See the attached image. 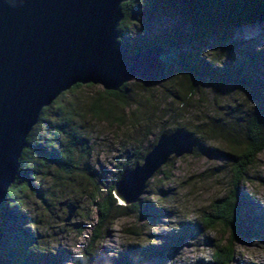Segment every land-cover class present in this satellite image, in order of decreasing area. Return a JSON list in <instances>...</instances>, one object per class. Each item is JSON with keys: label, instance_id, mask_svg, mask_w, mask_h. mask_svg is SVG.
<instances>
[{"label": "rangeland", "instance_id": "374dc122", "mask_svg": "<svg viewBox=\"0 0 264 264\" xmlns=\"http://www.w3.org/2000/svg\"><path fill=\"white\" fill-rule=\"evenodd\" d=\"M144 9V19L131 27L130 44L175 33L187 60H205L226 77L236 73L264 79V22L215 29L208 38L197 41L187 0H150ZM215 33L222 35L217 44L213 42ZM209 55L216 61L208 59ZM176 68L161 81L130 78L124 91L129 99L124 103L103 100L104 112L96 118L84 107L103 90L102 86L83 84L74 94L63 97L76 103L81 113L76 122L84 147L75 148L76 169L71 173L47 163L44 171L30 180L23 195V229L34 236L30 248L33 260L74 264L77 255L88 247L97 222L95 194L105 192L115 182L125 161V171L132 168L160 133L185 127L194 139L193 151L180 157L172 155L149 178L139 197L143 204L136 211L112 215L102 237L90 247V264H211L215 245L227 235L220 226L205 229L202 220L232 190L230 166L224 156L229 147L202 137L196 127L213 116L235 125L252 99L245 88L229 83L227 78L204 80L194 88ZM193 91L197 96L191 95ZM46 135L51 141L54 138L50 130ZM37 180L39 184H35ZM33 188L45 196V201L30 193ZM235 193L245 212L243 235H239L231 264H264V152L257 155ZM114 196L116 204H125ZM68 207L74 210L65 221Z\"/></svg>", "mask_w": 264, "mask_h": 264}, {"label": "water", "instance_id": "95a60500", "mask_svg": "<svg viewBox=\"0 0 264 264\" xmlns=\"http://www.w3.org/2000/svg\"><path fill=\"white\" fill-rule=\"evenodd\" d=\"M129 0H0V207L39 114L75 84L117 91L132 77L147 83L179 64L176 44L130 53L116 31ZM184 131L158 135L142 162L114 182L113 193L135 203L146 182L173 155L193 151ZM68 207L65 221L71 218Z\"/></svg>", "mask_w": 264, "mask_h": 264}, {"label": "trees", "instance_id": "16d2710c", "mask_svg": "<svg viewBox=\"0 0 264 264\" xmlns=\"http://www.w3.org/2000/svg\"><path fill=\"white\" fill-rule=\"evenodd\" d=\"M148 1L150 0H129L121 3L123 17L116 31L119 41L124 45L127 44L130 53L149 46L176 44L179 47V64L175 67L180 70L181 76L187 79L190 86L197 88L204 80L219 82L227 78L229 83L245 88L252 99L248 110L246 109L247 111L245 110L236 121L237 129L235 125L229 126L225 120H222L223 118L217 116L208 118L204 124L196 127L198 134L202 137L222 142L229 147V152L224 156L230 166L232 190L213 205L212 213L202 220V224L205 229L220 226L227 235L226 240L223 238L215 245L211 255V264H231L234 260L235 245L239 242V235H243L241 229L245 212V205L236 196V186L245 181L249 169L255 164L257 155L264 152V79L260 81L251 76L239 77L236 73L226 77L225 74L219 72V68H212L205 60L198 58L187 60L180 50V38L175 33H167L158 39L145 42L136 41L130 44L128 36L131 27L137 20L144 19V7ZM187 1L192 11L193 38L197 41L208 38L215 29H234L264 22V0ZM221 38V34H213L214 44H217ZM208 59L216 61L211 55ZM175 67L169 66L156 81L171 76ZM90 85L85 84V86ZM82 86V84L73 85L69 90L61 93L49 106L44 107L37 123L28 134V145L22 150L18 160V173L14 182L9 186L0 207V264H57L52 259L33 260L30 257L34 236L27 229H23L25 223L22 217L23 195L30 187V180L36 178L41 169L44 171L47 163L53 164L65 173H71L76 169L75 148L77 145L81 146L80 149L84 147L79 133L80 124L76 122L81 113L78 112L76 103L63 100V97L68 93L74 94ZM126 88L127 82L122 84L117 91L102 90L84 107V111L92 117H99L104 112L103 100L113 99L124 103L126 99H129V96L124 94ZM191 95L197 96L196 91H193ZM133 99L131 97V101ZM140 104L139 102V106ZM184 129L179 130L185 132ZM49 130L53 132L52 141L46 135V131L49 132ZM191 139L194 143V139ZM142 158V155L138 156L133 165L139 164V159L142 161ZM127 164L128 161L123 163L119 176L124 173ZM35 184H39V180ZM113 185L114 182L105 192L97 193L93 198L97 211V222L92 227L88 247L77 255L74 264H90L92 255L90 247L95 239L102 237L105 223L113 214L131 213L143 204L141 200L131 204H116ZM30 193L39 197L41 201H45V196L37 188H33Z\"/></svg>", "mask_w": 264, "mask_h": 264}, {"label": "bare ground", "instance_id": "6f19581e", "mask_svg": "<svg viewBox=\"0 0 264 264\" xmlns=\"http://www.w3.org/2000/svg\"><path fill=\"white\" fill-rule=\"evenodd\" d=\"M175 69V68H174Z\"/></svg>", "mask_w": 264, "mask_h": 264}]
</instances>
